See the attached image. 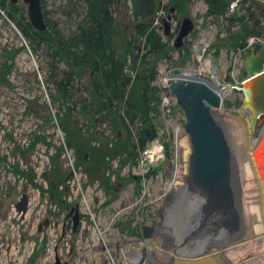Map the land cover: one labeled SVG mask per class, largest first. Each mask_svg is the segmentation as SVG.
<instances>
[{
    "label": "rangeland",
    "instance_id": "1",
    "mask_svg": "<svg viewBox=\"0 0 264 264\" xmlns=\"http://www.w3.org/2000/svg\"><path fill=\"white\" fill-rule=\"evenodd\" d=\"M154 2L147 20L136 16L134 0H116L111 7L117 55L127 60L133 82L151 81L147 117L157 138L145 148L143 122L132 123L119 101L117 115V107L112 113L98 111L93 71L67 56L81 52L74 39L90 21L88 0H42L48 27L43 32L31 25L23 0L0 6V264H56L57 258L63 264H133L123 260L127 251L141 264H170L175 250L178 256L197 257L229 245L222 243L225 235L239 236L232 242L256 238V185L234 118L217 121L233 146L238 229L209 207L208 198L194 199L198 195L188 190L183 167L177 194L166 195L165 168L176 158V134L178 143L189 140L185 114L173 96L163 108L168 90L161 77L168 70L197 77L209 59L221 85L241 87L250 42L258 43L251 47L255 52L264 46V0H233L220 17L211 15L203 0ZM186 18L195 29L176 48ZM150 21V31H141ZM258 31L263 34H254ZM243 98L240 91L228 93V109L240 110ZM88 104L92 107L85 109ZM144 227L152 228L149 238ZM234 251L228 256L233 264H264L262 241Z\"/></svg>",
    "mask_w": 264,
    "mask_h": 264
},
{
    "label": "water",
    "instance_id": "2",
    "mask_svg": "<svg viewBox=\"0 0 264 264\" xmlns=\"http://www.w3.org/2000/svg\"><path fill=\"white\" fill-rule=\"evenodd\" d=\"M9 1L12 4L19 2V0ZM23 1L29 5V19L33 28L41 32L45 31L48 27L43 14L42 0ZM171 11L173 12L174 9ZM165 23V33L169 35L171 25L168 20ZM194 29V21L191 18L184 19L175 47L181 48L184 39ZM243 70L247 78L242 82L241 87H237L244 96L240 110L248 114L251 128L256 130L259 121L264 118V46L258 52L252 49L245 52ZM167 72L169 89L185 114V129L192 150L190 172L186 180L187 188L190 192L208 198L209 207H215L220 216L228 217L237 230L239 226L232 188L233 149L215 115L222 105L221 97L204 80L183 73L172 74L170 70ZM75 221L77 224L78 217ZM143 231L144 237L149 238L152 228L144 227ZM56 264L63 263L57 258ZM172 264H210V262L178 259Z\"/></svg>",
    "mask_w": 264,
    "mask_h": 264
},
{
    "label": "trees",
    "instance_id": "3",
    "mask_svg": "<svg viewBox=\"0 0 264 264\" xmlns=\"http://www.w3.org/2000/svg\"><path fill=\"white\" fill-rule=\"evenodd\" d=\"M7 0H0V6H4ZM209 7V13L220 17L228 13L233 0H203ZM116 0H88L89 18L87 26H82L80 34L76 40L81 46L79 53L67 55L78 66H86L93 71V87L95 92L94 99L97 100L95 106L98 111L108 110L117 115L122 106H118L116 101L123 102L127 107L126 115L134 123L135 119L141 120L145 129L140 135L142 148L157 138V131L152 127L148 120V115L152 109L151 81L146 77L142 80L140 77L133 82L127 73V60L119 58L114 45L115 17L111 7L115 5ZM154 0H134L135 13L137 17L146 20L154 13ZM152 27V21L141 25V31L147 33ZM24 34L26 31L23 30ZM262 35L261 31L254 33ZM151 32L150 38H155ZM72 48L74 47L73 41ZM76 47V46H75ZM91 77V79H92ZM95 103V102H94ZM92 107L88 104L85 109ZM133 115V117H132ZM124 123L126 121L121 116Z\"/></svg>",
    "mask_w": 264,
    "mask_h": 264
},
{
    "label": "bare ground",
    "instance_id": "4",
    "mask_svg": "<svg viewBox=\"0 0 264 264\" xmlns=\"http://www.w3.org/2000/svg\"><path fill=\"white\" fill-rule=\"evenodd\" d=\"M205 72L210 73L211 76L210 77H204ZM216 72H217L216 68H214L212 66L211 61L208 59L201 66L200 74H198L197 77H194V78L204 80L214 90H216V92L220 95L221 100H222V105L215 113V115L218 119L219 118L224 119L226 122V119L234 118L235 120H237V122L240 123V127H241L240 130L242 131L241 134L244 136L243 139L246 142V156H247L246 164L248 165L249 170H251V176L253 178L254 184L256 185L255 200L258 202V211H259L260 216H258L257 212H256V215H254L255 216L254 222L256 225L260 226V229H258V231H257L258 233L256 235V238L253 241L245 239V240L238 241V242H232L233 240H235L239 236H237L236 238H231V237L228 238L225 235L226 239L222 243L225 244V243L230 242V244L224 246L221 249L215 250V251L208 253V254H205V255H201V256H197V257H182V256L176 255L178 253V250L172 251L171 253H174L175 255L171 258L170 264H172L173 262H176V260H178V259L206 260V261H209L210 264H233L228 256H229V254L234 253L235 252L234 250H238L241 248H243V250L244 249L247 250V249L251 248L252 245H254L258 241L263 242V248H264V171L261 170L260 164H259V153H260V150L262 148H264V118L259 121L257 129L253 130L251 128V124H250V121L248 119V114L246 112L241 111V110H230V109H228L225 100H226V97L228 96V93H231L233 91V87L230 86V84L229 85L228 84L221 85V83L218 82V80L215 77ZM168 78H169L168 72L163 73L161 79L163 81H166V80H168ZM262 121H263V124L261 125ZM237 133L239 134V132H237ZM229 142L231 143V141H229ZM186 144H187V139H182L179 141L176 158L170 164L173 168V174L174 175L172 178V183L169 184L171 189L168 191L169 192L168 196L171 195L172 192H173L172 196H175L177 194V192H174V190L176 189L177 186L180 185V181L182 180V179L178 178V176L180 175L179 172H180V170H182L181 167H183L184 170L188 173V174L186 173L184 175L185 176L184 179L187 180V177L189 176V172H190L189 163H190V157L192 154V150H191V147L189 146V144H187V146H186ZM184 149H185V151H184ZM232 149H233V146H232ZM184 152H185V154H184ZM233 170H234V162H233L232 172H233ZM199 196L200 195H198V197H196L194 199L195 200H198V199L201 200V197H199ZM206 201H207V199H206ZM208 204H209V202H208ZM222 232H224V231L222 230ZM147 250H150V248L145 247L143 249L144 253H146ZM139 253L141 254V251H139ZM128 254H129V251L123 252V255L125 257V258H123V260H125L126 262H131L133 264H141L142 263L141 260H139V258H135V259L129 258ZM140 254H139V257H140ZM250 260H252V259H250Z\"/></svg>",
    "mask_w": 264,
    "mask_h": 264
},
{
    "label": "built area",
    "instance_id": "5",
    "mask_svg": "<svg viewBox=\"0 0 264 264\" xmlns=\"http://www.w3.org/2000/svg\"><path fill=\"white\" fill-rule=\"evenodd\" d=\"M255 44L257 45L258 43L255 41V40H252L251 42H250V44H249V46H248V49H250L252 46L254 47L255 46ZM164 89H166V90H168V92H166L165 91V93L167 94H165L164 95V97H162L163 98V108H167V107H169L170 105H171V100H172V96L174 97L173 99H174V101H176V98H175V96L171 93V91H169V85H168V80H166V81H164ZM237 87L238 86H235V87H233V91L234 90H237ZM238 91V90H237ZM171 93V96H168V95H170V93ZM170 111V110H169ZM179 138H181L180 136H177V134H176V143H175V150H176V154H177V150H178V139ZM176 156V155H175ZM175 159L172 157V160H169V161H167V163H166V172H167V175H168V177L167 178H169L168 179V181L166 182V185H165V190H166V195L169 193L168 192V190H169V184H171V181H172V177H173V168H172V166L170 165L173 161H174ZM178 178L180 179V175L178 176ZM171 179V181H169Z\"/></svg>",
    "mask_w": 264,
    "mask_h": 264
}]
</instances>
